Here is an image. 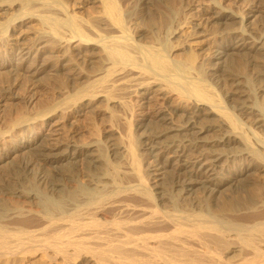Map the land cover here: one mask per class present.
<instances>
[{"label": "bare ground", "instance_id": "1", "mask_svg": "<svg viewBox=\"0 0 264 264\" xmlns=\"http://www.w3.org/2000/svg\"><path fill=\"white\" fill-rule=\"evenodd\" d=\"M36 1L42 13H36L33 0H7L0 10L15 6L21 17L35 15L61 40L62 30H68L73 40L64 39L100 47L104 60L72 98L39 110L33 120L15 118L12 126L18 124L30 135L13 140L11 148L0 154V170L13 155L34 151L36 158H25L6 184L0 182V262L11 264L19 255L24 259L41 252L49 264H264V136L257 128L252 130L259 144L254 147L235 113L239 111L264 132V33L253 36L244 28L245 17L210 0L202 6L200 20L206 25L223 23L227 35L235 39L219 45L216 64L206 69L197 63L196 52L190 51L185 60H173L157 44L131 40L116 0H93L103 5L106 15H102L108 21L111 18L114 23L109 24L118 32L97 31L95 38L85 32L89 26L83 28L76 14L67 13L65 5ZM56 5L64 17L55 16V8L48 14ZM258 16L262 15H250V22L256 23ZM9 21L0 24L1 34L8 32ZM28 47L17 49L16 65L17 60L31 58L33 49ZM37 49L39 56L42 50ZM48 63L43 60L41 67L28 70L40 74ZM229 66L240 67L229 71ZM224 79L235 87L223 89ZM212 82L223 91L224 99ZM157 90L172 106L167 101L170 107L162 103L164 108L155 109L157 122L144 113L136 122L142 129L136 138L126 121L130 101L116 95L141 94L149 101ZM96 99L106 102L99 112L109 116L105 129L109 146L96 131L95 135V129L90 131L92 139L82 143L51 137L69 113L89 107ZM113 107L122 108L126 116L116 114ZM118 116L128 124L125 136L114 128ZM1 142L2 138L0 146ZM138 143L150 159L145 173L157 176L152 187L143 173ZM41 165L53 169L45 168L47 172ZM79 165L82 179L74 173ZM242 192L247 196H241Z\"/></svg>", "mask_w": 264, "mask_h": 264}, {"label": "rangeland", "instance_id": "2", "mask_svg": "<svg viewBox=\"0 0 264 264\" xmlns=\"http://www.w3.org/2000/svg\"><path fill=\"white\" fill-rule=\"evenodd\" d=\"M5 1L3 0L2 2H0V4L2 3L7 4V2ZM56 1H58L59 3L58 6L65 5V7L64 6L63 7L67 8L65 9L67 10V13L76 14L77 16L76 15L75 16L78 17L79 23L84 24L83 28L89 26V28L85 29V30L89 29L88 31H85L88 34H90L89 36L91 37L93 36L95 38V36L98 37V34L113 35L118 33L116 31V28L111 26L112 25L111 23H114L112 22L111 18L108 21L107 18L109 17L107 16L104 17V15H102L105 14L104 8L103 5L101 6V4H99V2L93 0H56ZM209 1L210 0H116V2L119 4L118 6L121 8L120 9L121 12L123 13L122 14L123 20L126 23L125 25L127 29H129L128 32L131 40L142 45L157 44L158 46H161L163 49H166L164 50L165 53L173 60H176L177 58H179L180 60L182 59L185 60L186 56H188L187 54L190 51L196 52L194 54H197L196 55L197 63L199 62L198 64L199 65L201 64V66L206 69L216 64L215 61L217 62V60L215 59L214 56L216 55V52L219 49V45H221L223 42L224 43L231 42L235 39V37H233L232 35H227L229 33H227L226 27H224L225 25L223 23L216 22L218 23V25H216V23L214 22L210 23L211 25H214L215 26L214 27L211 26L210 24L209 25L204 24L203 19L200 20V15L202 14V11L204 9L203 7H206L211 2L215 1L216 3H218L216 5L220 7V9H226L240 16L245 17L244 28L248 32L252 31L251 33L253 36H256L258 33L259 34L264 33V0H212L210 1V3H207ZM31 4L34 6V9L37 10L36 13H42L39 7L40 5L36 0H33ZM58 6L56 5V7H53L51 11L49 9V12L47 10L48 14L51 13L55 8L56 9L55 10L56 12L54 11V14L56 13L55 16L61 15V17H64V15H62L64 14V12ZM59 10L61 13H59ZM19 13H20L19 9L17 10V7L15 8V6H11V8L5 6L2 10H0V24L4 23L6 20L12 21V23L10 21L9 23L6 22L7 27H9V29H7L6 27L8 32L6 30L2 32V34L3 33H5V35L8 34L6 38L5 35L1 36L2 34L0 31V36H1L0 37V67H2L0 68V71L3 70V72L1 71L2 73H0V135H1L0 138H2V142L0 146L1 147L0 154H3V152L4 153L7 152L11 148L14 142L13 140L16 139L21 140L23 138H29L30 133L28 131L18 127V124L16 125L14 124L15 125L14 127L12 126L13 123H15V121L17 120L15 118H18V116L20 115V116H26V118H30L29 120H33L35 119V117H37L39 113L45 111L46 109L47 110L50 109L52 106L60 102L62 99H65V97L68 96V98H72L75 92L85 84V80H87L88 76L94 74L95 72H98V70L102 66L101 62L104 60V56H103L104 52L103 53L101 52L103 50H101L100 47L96 48L97 46L93 44L84 45L78 41H73V42L67 41V39L64 38H69L68 40H73V39H71V37L68 36L70 34V31L65 29L62 30V33H65V36L67 37H65L62 34V37L64 36L62 41L60 38L55 37L54 34H52L48 30L50 28H48V26H45L46 24L44 23L40 24L38 18L34 17L35 15L34 16L25 15V17H21L20 15L23 14L21 13L19 14ZM252 14L262 15L263 17L258 16V20L256 21V23L253 22L251 23L249 16ZM101 15L103 17H101ZM10 17L16 19L15 20L10 19ZM18 17H21L22 19ZM101 21H103L102 24ZM106 25H108V28ZM109 25L111 27H109ZM205 25L207 27H205ZM44 26L46 27V29ZM108 29H110V31ZM97 31H99L98 34L96 33ZM109 32H111V34ZM51 35L52 37L53 36L54 37L52 38ZM8 37L10 40L8 39ZM56 40H61V41H58L59 42L58 43ZM11 41L14 43H12ZM65 41H67V43ZM61 42H63V44H60ZM24 46L25 47L29 46L28 48L33 49L31 58L27 59L25 62H21V60L19 62L17 60L18 65H16L15 58L18 57L17 49ZM37 48H41L42 50V52H40L41 54L39 55L41 60L38 61H36L37 58L39 57L37 55L39 53ZM81 51L86 53V55H84ZM43 60L49 63L47 68L44 71L40 72V74L39 73L32 74V72L28 70V68L33 67L35 65L41 67L40 64ZM239 67L240 66H236V67L229 66L228 68L229 71L230 70L236 71ZM251 68L252 66L250 67V69ZM254 68H258V66ZM73 75H75V77H73ZM222 82L224 83L223 89L225 90L232 89L235 87V84L232 83L231 80L224 79L222 80ZM214 88L219 92L220 96L224 99L223 91L217 88L216 85L214 86ZM153 93H155L156 95ZM153 93H151L152 94L151 98L152 97L154 98H152V100L150 98L149 101L148 99H146V97L144 99V96L140 98L141 94L133 95L132 93L128 94V92L117 93L116 96L119 95H121L120 97H122V95L124 97L126 96L127 98L126 97L125 98L122 97V98L125 100L127 99L126 100L127 102L130 101L128 110H130L131 112L125 109L126 114L129 113L127 114L126 117L127 120H126L123 119L124 117H122V116H126L125 112L123 115L121 114V112L123 113L124 110L119 107H113L116 114L122 115L121 118L120 116H118V119L114 122L115 130L118 129L122 134V136H125L127 134L126 131L128 130L127 122L129 121L130 127H132L131 129H133L132 133H134L133 134L134 137L139 138L138 136H140L139 134L142 132L141 131L142 129L138 127L136 122L140 121V117H142L144 113H148L149 115H151L150 117L155 118L154 121L157 122L155 117L157 114H155V112L157 111L158 113V110H160L161 107L164 108L166 105L168 108L169 106L168 104L170 103H168L167 101L171 102L170 105L172 106V101L168 99V97L161 96L162 94H160V90L157 93L156 91ZM129 95H131V97H128ZM137 95L138 97H136ZM8 96L9 97L11 96L10 97L11 99ZM14 96H16V98ZM128 98H130L132 102ZM156 98L158 100H160L161 98L160 101L162 102L160 101L158 102ZM163 99L165 100L163 101ZM100 100L96 99V102L94 101L93 102L94 104L92 103L93 105L92 104L90 105L92 108L90 106L86 108L83 107L84 109L77 112L78 114L76 112L69 113L68 118L65 119L64 121L65 124H63V126H60L59 129L53 135H51V137L54 139L55 138L61 139L64 142L66 141L68 142L69 140H70L69 142H73V141L75 142L79 140L77 143H82L83 141L85 142L92 139L91 137L94 135L90 131H93L95 129L94 133L96 131V133L99 134L103 142L107 146H109L108 142H109L110 134L105 129L108 130L107 126L109 125L108 123H110V120L107 113L99 112L100 111L99 109H101L106 104L104 100H101L102 103H99ZM148 103L151 104L152 106L149 105ZM158 103L161 104L159 105ZM162 103L164 107L162 106ZM158 105L160 108H158ZM48 106L50 108H48ZM89 108L91 112L89 111ZM142 109L145 111H143ZM39 110L41 112H39ZM133 111L134 113H132ZM151 111L152 113H150ZM22 112L26 115L22 114ZM235 113L242 122L245 131L248 130V132L246 133L251 141V144L254 147H259L258 140L253 136L252 130H255L257 128L255 131L257 133L259 132L260 133V134L258 133L259 135L264 136V132H261L262 128L252 125L250 119L248 117H244V115L241 114L239 111H235ZM125 120L127 122H125ZM154 124L157 126L160 125V123L157 124L154 123ZM65 125L68 127H66ZM99 126L103 132H100L101 130L99 128L97 130V127ZM137 128H139L140 131ZM73 129L75 130L74 132ZM87 131L90 132L92 135L89 136L90 133H87ZM72 133L73 134L75 133L74 137L78 135L76 137V140L74 137H71V135L73 136ZM83 133H85V135ZM96 133L95 135H97ZM55 136H59V137H55ZM67 138H71V139H67ZM26 153H27L26 155L25 153L16 156L13 155L10 159H8L9 161H6L8 165L6 167L3 166V169L0 170L1 183L6 184L8 182V180L6 179L11 177V174L13 176L15 175L14 173L16 172V170H19L20 168L19 163L24 162L25 158L35 160L36 155L34 151H31L30 153L29 152ZM137 153H140L143 173L145 179L149 180V181L146 180L147 183L150 182L148 183L149 185L153 184L155 179L157 180V176H155L154 173L152 172L149 174L145 173L148 172L147 165L150 159L147 154V151H145V149L141 146V144L137 145ZM11 159L16 167L11 162ZM6 163L4 162L3 165L4 164L6 165ZM43 166L44 165H41L40 167H42V169L45 171H47L46 170L47 168L49 172L52 171L53 169L51 166H49L50 167L49 169L48 165L47 166L45 165L44 167ZM4 168L7 169L4 170ZM82 170L83 168L81 165H79L77 169H74V173L77 176H79V179H82L83 177L84 173ZM4 173L6 175H4ZM68 174L69 171H65V175L67 176ZM239 194L244 197L247 196V193L245 192ZM29 257L23 259L22 255H19V257L15 258V260H13L11 264L51 263L48 259H46V257L41 252L31 254L29 255ZM0 264H5V261L0 262ZM6 264H10V262Z\"/></svg>", "mask_w": 264, "mask_h": 264}]
</instances>
